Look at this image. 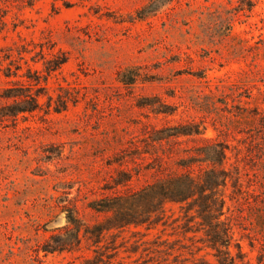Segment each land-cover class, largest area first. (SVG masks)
Masks as SVG:
<instances>
[{"label": "rangeland", "instance_id": "374dc122", "mask_svg": "<svg viewBox=\"0 0 264 264\" xmlns=\"http://www.w3.org/2000/svg\"><path fill=\"white\" fill-rule=\"evenodd\" d=\"M154 1L139 19L151 0H0L1 66L19 67L0 89L40 91L39 110L0 119V264H81L95 249L83 228L70 250L43 243L104 221L94 202L182 172L181 159L197 173L205 143L224 148L229 258L264 264V0ZM58 50L67 61L45 72ZM178 124L199 133L155 139ZM150 218L104 231L111 264L217 263L181 206Z\"/></svg>", "mask_w": 264, "mask_h": 264}, {"label": "trees", "instance_id": "16d2710c", "mask_svg": "<svg viewBox=\"0 0 264 264\" xmlns=\"http://www.w3.org/2000/svg\"><path fill=\"white\" fill-rule=\"evenodd\" d=\"M32 0H30L31 2ZM56 1V0H54ZM65 7H69L67 0H61ZM28 3L29 5L31 3ZM157 10L154 0L145 5L137 12L139 19ZM4 58L0 59V72L3 76H17L10 71V66H1ZM67 61L64 51L58 52L51 58L42 61L45 72L56 70ZM28 80L32 77L24 74ZM35 84L38 79L33 78ZM38 89L33 90L31 84L23 85L12 83L0 89V119H15L19 114L32 113L40 109V96ZM163 112V111H162ZM165 112V111H164ZM155 139L162 140L171 137H179L190 134H198L197 128L191 124H178L161 127L153 131ZM197 156H201L205 167L197 173L193 172L192 165L197 163L192 157H186L178 161L177 165L182 172L169 174L162 179L146 184L140 189L128 192L125 195L112 196L100 199L93 203L96 211L107 213L104 221L88 227H82L78 221L73 220V226L62 233L52 234L42 245L45 252L70 250L79 243V231L82 229L83 236H91L94 239L92 245L93 256L83 260L81 264H111V256L102 252L100 241L104 231L111 228L121 227L126 224L142 225L152 222L150 216L161 210L166 202H173L181 206L184 217L188 216L185 231L202 232L203 243L209 248L216 258L215 264H233L229 258L228 247L230 242L229 227L221 218L223 215L222 188L228 178L227 169L224 167V148L218 143H205L198 147ZM181 162V163H180ZM69 220L72 218L67 216ZM154 222L153 224H155ZM149 262V261H148ZM146 261L136 264H177L176 260L169 261ZM211 264V263H205Z\"/></svg>", "mask_w": 264, "mask_h": 264}]
</instances>
